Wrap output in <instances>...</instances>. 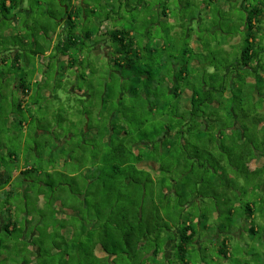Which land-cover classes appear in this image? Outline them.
<instances>
[{
	"label": "trees",
	"instance_id": "obj_1",
	"mask_svg": "<svg viewBox=\"0 0 264 264\" xmlns=\"http://www.w3.org/2000/svg\"><path fill=\"white\" fill-rule=\"evenodd\" d=\"M24 1L0 0V16L9 21L15 15L14 11L23 8ZM111 1L113 0H102L100 2L102 7L97 11L94 8L92 11L94 14L101 10L96 31L91 27H86L83 33L79 31V18L71 12L72 0H67L66 4L58 6L57 10L61 8L60 12L56 10L58 16L57 13L47 12L48 23L41 25L42 32L46 36L61 29L58 32L59 38L55 45L56 54L53 59L59 56L62 59L66 57L65 61L60 57L59 62L49 65L51 79L47 80L48 87L66 69H77V72L76 70L74 72V74L78 73L77 80L86 78L85 71L80 73V69L84 66L85 55L87 52L91 53L97 44L106 42L117 46L112 53V58L108 59L109 63L133 73L135 76H128V78L134 81L136 86L129 93L122 92L118 96L116 89H110L108 96L117 102L113 117L102 121L106 125L104 128L102 126L98 130L88 126L85 128L87 132L95 130L99 135L98 139L103 146L101 163L91 176L86 173L81 183L83 185L78 190V196H72L82 202L83 213H87L88 208L90 211L92 200L95 212L86 218L79 217L81 218L79 221L74 220V217L79 215L78 211H73L76 209H66L72 212V219L57 222L56 229L60 226L58 229L61 232L62 230H68V232L62 235L57 231L61 236L52 242L45 239V234L40 235L38 230L34 233L30 230L29 213H20L16 219L8 220L9 222L2 220L1 225L4 231L19 234L17 245L21 249L20 255L24 252L30 258L32 257L26 259L25 264H82L89 258L86 260L88 263L84 264H157L159 261H166L169 244L172 256L167 261L168 264H174L173 259L180 260L182 264H191L188 256L197 237L194 224L200 223L201 218H205V214L195 216V210L187 213L193 206L192 201H188V197L193 195L197 199L211 198L205 196L202 190L199 191L197 186L203 184L207 178L211 179L207 184L208 189L215 193V196L229 195L225 198L228 203L232 201L230 193L233 189L240 188V180L243 178L246 181L256 180L257 190H264V161L260 167H253L254 162L264 160V4L249 10L246 8L241 53L234 60L232 56H229L230 62L223 66L215 65L214 62L208 63V51L215 44L219 46V43H215L217 41L208 40V38L204 42L201 37H196L193 42L194 48L186 43L178 58L168 54L167 52L175 51L180 46L177 44L179 40L163 41L154 38L156 31L154 29L157 27L154 25L158 24L156 22L148 26L153 27L152 31L143 28L144 23L139 28L136 24L138 21L135 19L133 22L136 23H133L129 29L115 25V29L106 27L101 30L109 18L111 19L110 12L103 16L104 18L101 12ZM221 1L230 3V9H233L236 3V0L199 1L205 4L207 21L205 23L202 15L199 16V14L194 18H200L196 21L199 29L203 25L206 26L204 35L217 32L218 29L212 26L215 25V17L223 12ZM7 2L10 4L7 5ZM138 2L136 5L128 3V11L139 10ZM190 2L192 0L187 1L189 4ZM235 6L237 9L240 8L239 4ZM167 11L168 8L164 7L162 14L166 18L164 22L169 23ZM154 12L159 15L156 10ZM188 19L186 21L190 24ZM182 22H185V19ZM169 27H166L164 32L170 35L173 29L182 30L184 25L174 24L171 28ZM6 28H10L9 24ZM235 33L226 32L229 43L232 40L236 41ZM191 35L192 31L189 27L182 37L184 40H180L184 42ZM223 39L222 37V43H224ZM157 41L161 42L159 47L156 45ZM234 46L236 44H232V47ZM173 61H177V67L174 66ZM170 64L176 68L173 69ZM86 66H89V61ZM135 66H146L147 71L141 69L139 74H135ZM117 74L123 87L127 77L122 72ZM158 86H161V89ZM22 87L18 86L24 99L28 97L31 89L26 81ZM13 90V86L6 87L4 97L8 96L10 100ZM74 90L71 91L72 95ZM148 92L149 95H147ZM126 93L136 99L134 108L129 107L125 101ZM186 94L190 95L187 105L183 99ZM79 96L76 94L74 98L81 102L83 99H78ZM105 102L104 100L103 108ZM10 109H14L13 113L18 112L22 115L23 102L12 104ZM136 113L137 115L149 114L153 118L152 121L160 120L162 126L154 128L150 136L145 137L142 125L134 126L138 123L135 119ZM23 124L21 121L20 125ZM133 127H137L136 135L139 132L142 135L138 140L132 132ZM87 132L82 131L79 134L84 138L89 135L86 134ZM70 139L66 137V141H59V146H64ZM75 147L81 148L79 145ZM177 148L183 150L187 163L186 169L178 170V173L173 171L169 164L165 165V162L156 160L159 151L169 155ZM8 155L13 159L12 153ZM93 162H96V159ZM147 163L150 164L151 170L143 168ZM172 172L173 175L179 174L178 179L171 177ZM13 174L14 172L8 168L0 170V195L7 200L13 198L15 194V188L11 185L14 179ZM191 177L193 178L188 182ZM38 178L45 179L43 180L45 184L42 185L47 190L45 191L42 187L37 188L32 190L33 194H36L39 200L41 197L47 199L54 209V188L62 191L68 186V179L76 181L79 177L77 172L68 176L62 171V166L60 169L50 170L25 166L20 171L19 179L22 186L19 189L22 190L24 187L25 193L28 192L30 188L28 186L33 182L38 184ZM155 187H159L161 191L157 192ZM46 192L48 194L53 192V194L49 196ZM124 193L130 194L126 205L121 204ZM172 194L178 197L176 204H172L173 202L169 199ZM225 195H222V199ZM218 198L221 197L213 199L221 203ZM0 202L2 203L1 200ZM163 202L169 208L167 215L161 213ZM144 203L151 206V213L148 215L143 212ZM222 203L225 205V201ZM59 205L62 207L61 204ZM221 206L217 207L221 208ZM7 211L10 212V209L7 208ZM178 212L180 214L177 224L170 223ZM74 213L75 216H73ZM213 213H217L218 218L222 215L217 209L211 215ZM245 213L252 220L256 216L255 207L249 203L246 204ZM207 214L209 215V212ZM42 219L40 218V222H37L36 218L35 225H43ZM93 232H96L98 237L90 241V244L86 243V236H90ZM169 232L176 235V240L169 236ZM248 232L251 237H257L260 234V230L254 224ZM38 235H40L39 238ZM32 237H37V241H31ZM219 253L225 259L231 255L226 239L222 242Z\"/></svg>",
	"mask_w": 264,
	"mask_h": 264
},
{
	"label": "rangeland",
	"instance_id": "obj_2",
	"mask_svg": "<svg viewBox=\"0 0 264 264\" xmlns=\"http://www.w3.org/2000/svg\"><path fill=\"white\" fill-rule=\"evenodd\" d=\"M101 1L102 0H86V4L89 5L92 3L95 11H97L102 7H100ZM137 1H139L138 5L140 4V6H138L139 10L134 12L128 11V3H130V5H132V3L136 5ZM187 1L188 0H121L120 2L119 0H113L111 3L106 4L108 6L104 8L101 14L102 17H105V15L110 12L112 16L110 25H116L117 27H124L127 29H129L133 23H136L133 22V19L138 21L136 24H138L137 26L139 28H141L140 25L144 23L143 28L151 29V31L153 30V27L148 26L155 22L158 23L157 27L154 29L156 30L153 35L154 38H159L163 41H168L169 39L174 41L179 40L177 41V44H180V46H178L175 51L171 50L167 52L176 58L180 57V52L186 43L194 48V36L201 37L204 42L207 41V38L208 40H215L217 41L215 43H219V46L215 44V46L208 51V63L214 62L215 65L221 64L224 66L230 62L228 60V58H230L229 56H232V60H234V58L241 53L246 8L249 10L251 8L260 7L264 4V0H236L233 9H230V3L221 1L220 3L223 2V12H221L220 16L215 17V25L212 26L216 27L218 30L215 34L211 32V35H204L206 26L203 25L199 29L193 18L197 14H199V16L202 15L203 20H205L206 23L207 12L205 13V11L207 9L205 10V4L202 2L200 3L199 1L201 0H192L190 4L187 3ZM65 2H67V0H27L26 6L28 9H32V12L30 17L23 15L20 23L23 24L25 22L28 24V26L24 28L25 31L23 33L26 39H28V44H24V42L20 41L17 37H5L4 32L7 29L6 25L8 24V21L4 20L0 22V166L2 165L11 169L13 172H18V170L23 169L25 166H30L31 168L42 167L44 170H50L53 168L60 169L62 166V171L67 173L68 176H70L71 173L77 172L79 177L76 181L68 179V186L62 191L61 189L54 188V194L53 192L49 194L46 192L49 196H52V194L54 195L53 199L55 201V208L53 209L51 207L52 203L50 205V203H48L49 201L47 199L45 200L43 197L39 200L36 194H33L32 192V190L34 191V189H40L41 187L45 191L47 190V188L42 185L45 184L43 181L45 180L44 178L42 180H39L38 178V184H34L33 182V184L29 185V191L25 193L24 187L22 190L19 189L20 186H22L19 179L20 176H17L18 174L16 173L13 174L14 177L16 175L13 185V188H15L14 197L7 200L2 196V203L0 202V257H4V259L0 260V264H23L26 259L28 260L32 258L24 252L20 255L21 249L17 245L19 234H10L8 231H4L1 225L2 220L9 222L8 220L11 218H13V220L16 219L20 213H29L31 216L30 230L33 233L38 230L40 235L45 234V239L47 238L49 239V242H52L53 240H57V238L61 236L60 234L63 235L68 232V230H62L61 232L60 229H58L60 226L56 229L57 222L72 219V212H68L66 209H76L73 211H78L77 213H79V215L77 214L75 216L74 213L73 216H75L74 220L76 219L79 221H81V218L79 219V217L83 216V218H86L88 215L90 216V214L95 212L93 210L94 203L91 200L90 211L88 205L87 213H83L82 202L77 201L76 197L72 195L78 196V190L81 189L83 185L81 183L83 182L86 173H88V176H91L94 170L100 167V157H102L103 146L101 145L100 140L98 139L99 135L95 130H98L100 126L104 128L106 125L103 124L104 122L102 123V121L110 119L116 111L117 102L115 99H111V96H108L110 89H116V91H118V96L122 92L129 93L136 86L135 82L128 78V76H135L133 73L127 72L126 69L123 70L112 63L110 64L107 57H98L97 55L87 52V55H85L84 66L80 69V73H83L84 71L86 72V78H78L77 81H72L71 77L74 75V71L69 69L70 71L66 72V75L63 73L55 79L57 85L50 84L49 91L51 96L44 94L48 87V81L42 80L44 77L46 79H51V73H49V70H47V73L45 72L46 68H48L51 63L53 65L56 64V60L53 59L54 56L50 57L51 55L48 56L45 54L46 51L51 49L53 42H51V40L49 41L42 32L43 28L41 25L48 23L46 16L47 12H60L61 8L60 10H57V8ZM237 4L240 5L239 9L235 6ZM164 7L168 8L167 12L170 24L164 22L165 18H162L161 16ZM80 10L82 16H84L83 13L85 10H82V8H80ZM154 10H156L159 15H156ZM100 11L101 10H99V12ZM99 12H95L94 14L87 13L91 22L89 27L95 31L98 30L97 23H99ZM190 17L191 19H188ZM2 18L3 17L0 16V20ZM40 18L41 20H39ZM184 19L185 22H182ZM186 19L190 20V24L187 23ZM39 21L41 23H39ZM174 24H182L184 27L182 30H179V28L173 29L170 35L166 34L164 29L169 26V28H171ZM9 26L11 27L9 29L14 32V27L10 24ZM189 27L191 28L192 35L191 37L186 38L183 42L180 39H183L182 37H184L185 33L189 30ZM105 28L106 26L103 25L101 30H104ZM58 31L60 32V29ZM79 31L83 33L82 28H79ZM228 31L230 34L236 32L235 39L237 41L232 40L231 43L228 42L229 37L226 35V32ZM95 37H98V35H95ZM222 37L224 38V43H222ZM14 44H20L21 47H24L26 50L25 52L27 53V58L26 60L25 58L21 59V66H19V69L10 70L13 66V62L8 60L5 65L3 64V59L4 56L6 57L10 55V51L7 49ZM232 44H236V46L232 47ZM110 46L113 50L117 48L113 43H110ZM65 58L66 57H64L63 61H65ZM25 61L28 63L26 64ZM88 61L89 66L87 67L86 64ZM173 63L174 66H178L176 64L177 61H173ZM170 67L173 68L171 64ZM134 68L135 74H139L141 69L147 71L146 66H135ZM210 68L208 70H210ZM1 72H3V75ZM119 72H122V74L127 77L125 83H123V87L121 86V81L119 82V75L117 74ZM25 81L31 91L29 99L23 102L24 110L21 115L18 112L13 113L12 110L14 109L11 110L10 107L12 104L22 102L24 100L23 97L20 96L21 94H19L18 91H15L10 96V100L7 93V97H4L6 91L5 84L24 87ZM72 89H75L73 95L71 92ZM159 89H161V86ZM141 91H143V89H141ZM128 93L125 95V101L129 107H133L136 99L129 96ZM76 94L82 97H77L80 100L83 99L81 102L79 100L76 101L77 99L74 98V95ZM149 94L150 93L148 92L147 95ZM188 94L183 96L185 105L189 104L190 95ZM104 100L106 102L104 103L103 108ZM84 114H87V116ZM135 119L138 120V123L134 126L139 125L140 127V125H142L141 127L145 137L150 136L154 128H160V126H162L160 120L152 121L153 118L149 114H138ZM21 121H23V125H20ZM240 122L242 123V118ZM113 124L115 125V122ZM87 126L88 128L95 130L87 132L85 129ZM136 129L137 127H133L132 129V132H134L135 135L137 131ZM82 131L87 132L86 134L89 135L83 138V135L79 134ZM259 131L261 132V130ZM139 133L136 135V140L142 137ZM66 137H70L71 139L68 140L64 146L60 147L59 141H66ZM75 145H79L81 148H74ZM54 147L55 150H53ZM8 153L14 155L13 159L9 157ZM158 153L156 160H161L163 163L165 162V165L169 164L170 168L174 169L173 171H177L178 173V170L186 169L187 163L184 158L185 153L183 150L177 148L172 154L169 153V155L160 153V151ZM95 159L96 162H93ZM263 161L264 160L261 159L254 162L253 167H260L263 164ZM93 166L94 169H92ZM149 166L150 164L147 163L143 168L151 170L152 168ZM88 169L92 170L90 171ZM177 173H174L173 175L172 172L171 177L178 179L177 177L179 174ZM192 178L193 177L189 178L188 182ZM210 180L211 179L207 178L203 184H200L197 187L199 188V191H203L202 193L205 196L211 198L197 199V197H194L193 195H189L188 197V201H192L193 206L188 209L187 213L190 210H195V216L201 213L205 214V218H201L200 223L195 222L194 224V229L197 231V237L189 253L188 260L191 264H264V190H257L258 182H256V180L254 181L251 179L250 181H246L243 178L240 180V188L233 189L232 193H230L232 201L228 203L225 198H228L229 195L222 194L225 195L222 199V195L215 196V193H212L211 190L208 189L207 184ZM70 185H73V187H70ZM155 188L157 192L161 191L159 187ZM93 190H95V187H93ZM178 193L180 194V192ZM175 195L172 194L169 197L173 202L172 204H176L178 201V197ZM123 196L124 198L121 204L126 205L128 199H130V194L124 193ZM217 197H221L218 198L221 203H218L213 199ZM261 198L263 201H261ZM222 201H225V205ZM46 202L49 205L46 204ZM248 203L253 205L256 211V216L252 218V220L249 219L245 213V206ZM59 204H61L62 207L63 204L65 206L62 208ZM217 206H221V208H218ZM7 208L10 209V212L7 211ZM150 208V204L146 203L143 209L144 214H150ZM216 209L222 214L220 218H218L217 213L211 215ZM208 212L209 215L207 214ZM161 213L163 215L169 213V208L164 202L161 205ZM41 214L43 215L41 216ZM179 214L180 213L178 212L170 223L177 224ZM36 218L37 222H40L39 219L43 218V225H35ZM252 224L257 226L260 230V234L257 235V237H251L248 232ZM42 226H44V228ZM56 233H58V236H56ZM169 233V236L176 240V235H172L171 232ZM40 235H38V238ZM97 237L96 232H93L90 236H86V243L90 244V241L96 240ZM224 239L227 240L231 254L227 259L219 253ZM33 240L37 241V237H34ZM167 247L166 261H159L157 264H168L167 259L172 256V249L170 244ZM32 249L34 248L32 247ZM86 260H84L82 264L88 263ZM172 262H174V264H182L180 260L173 259Z\"/></svg>",
	"mask_w": 264,
	"mask_h": 264
},
{
	"label": "crops",
	"instance_id": "obj_3",
	"mask_svg": "<svg viewBox=\"0 0 264 264\" xmlns=\"http://www.w3.org/2000/svg\"><path fill=\"white\" fill-rule=\"evenodd\" d=\"M27 0H25L24 1V5H23V8H21V9H18V10H16V11H14L13 13L15 14L9 21H8V24H10L11 26H13L14 27V29H15V34H14V32L11 30V29H6L5 30V32H4V35H5V37H17L18 39H22L21 41L22 42H24V44H28V39H26V37L23 35V33H24V31H25V29L24 28H26V25H27V23H23V24H21L20 23V20L22 19V17H23V15L25 16H27V17H30V15H31V12H32V9H28L27 8ZM10 3L9 2H7V5H9ZM80 6V7H79ZM80 8H82V10H85V12L83 13V15L84 16H82V13H81V10H80ZM94 10V7H93V5H92V3H90L89 5H87L86 4V0H72V6H71V12H74L75 13V15L79 18V22H78V24H79V26H80V28H82L83 29V31H85V28L86 27H89V25L91 24V22H90V18H89V15L87 14L88 12L90 13V14H93L92 13V11ZM161 16H162V18H165V16H164V14H161ZM160 16V17H161ZM112 17V16H111ZM166 19V18H165ZM4 20H6L4 17L0 20V22H2V21H4ZM193 20H195V21H199L200 20V18H193ZM111 21V19L109 18V20H108V24H105V26L107 27V29H115V27L116 26H114V25H110V22ZM93 23V22H92ZM23 25V26H22ZM158 24H155L154 26H157ZM11 28V27H10ZM24 30H23V29ZM60 31H61V29H60ZM59 32V31H58ZM58 32H56V33H50L48 36H46L47 38H48V40L50 41L51 40V42H53V46H51V49L50 50H48V51H46L45 52V54L46 55H51L50 57H53V56H55V45L57 44V41H58V38H59V35H58ZM194 39H196V37H194ZM93 40V39H92ZM237 41V40H236ZM147 42H148V40H147ZM160 44H161V42L160 41H157L156 42V45H157V47H159L160 46ZM194 45V44H193ZM194 47H195V45H194ZM8 49H10V50H8ZM8 51H10V55L9 56H4V59H3V64H7V61L8 60H11L12 62H13V66L11 67V68H13V67H18V68H20L19 66H21L20 65V62L22 61L21 59L22 58H25V60H26V58H27V53L25 52L26 50L24 49V47H21V45L20 44H14V45H11V46H9L8 47ZM196 50H197V48H196ZM52 51V52H51ZM198 51V50H197ZM114 52V50H113V48L110 46V43L109 42H106L105 44H97L94 48H93V50L91 51V54H93V55H97L98 57H107L108 59H111L112 58V53ZM50 53H52V54H50ZM61 56H59L57 59H55L56 60V63L57 62H59L60 60H59V58H60ZM61 60H63L62 59V57L60 58ZM26 62V64L28 63L27 61H25ZM10 68V69H11ZM14 69V68H13ZM48 70V68H46V71ZM75 70H76V72H77V69H73L72 71H74L75 72ZM45 71V72H46ZM70 70H64L63 71V73L66 75V72H69ZM1 73H3V72H1ZM77 74L78 73H76V75L74 74L72 77H71V80L72 81H74V80H77ZM7 75H9V74H7ZM44 80H48V79H46L45 77L43 78V80L42 81H44ZM46 84H47V82H46ZM51 84H53V85H57L56 83H55V80L54 81H52L51 82ZM5 86L6 87H10V86H12L11 84H10V86L9 85H7V84H5ZM13 93L15 92V91H18V93L19 94H21L20 96L21 97H23V94H22V92H20L19 91V89H18V86L16 85V86H13ZM49 87L46 89V91H45V95H50L51 96V94H50V91H49ZM45 90V89H44ZM83 95H85V94H83ZM29 97H30V94L28 95V97L27 98H24V100L22 101V102H24V101H26V100H28L29 99ZM6 167H4V166H0V170L1 171H3L4 169H5ZM19 171H21V170H18V172H14V174L16 173V174H18L17 176H20V174H19ZM15 179H16V175H15V177H14V179H13V181H12V183H11V185L13 186L14 185V182H15ZM1 194V193H0ZM2 195H0V200H2ZM12 209V208H11ZM2 259H4V257H0V260H2ZM170 259V258H169ZM169 259H167V260H169Z\"/></svg>",
	"mask_w": 264,
	"mask_h": 264
},
{
	"label": "flooded vegetation",
	"instance_id": "obj_4",
	"mask_svg": "<svg viewBox=\"0 0 264 264\" xmlns=\"http://www.w3.org/2000/svg\"><path fill=\"white\" fill-rule=\"evenodd\" d=\"M34 237L31 238V241H33ZM25 264V263H24Z\"/></svg>",
	"mask_w": 264,
	"mask_h": 264
}]
</instances>
